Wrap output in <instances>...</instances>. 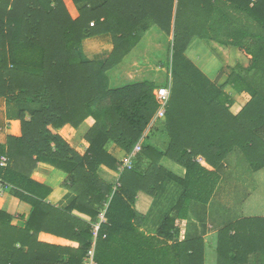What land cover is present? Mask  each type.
<instances>
[{
  "label": "trees",
  "instance_id": "1",
  "mask_svg": "<svg viewBox=\"0 0 264 264\" xmlns=\"http://www.w3.org/2000/svg\"><path fill=\"white\" fill-rule=\"evenodd\" d=\"M98 34L109 35L112 49L89 58L82 41ZM161 34L167 60L148 61L164 80L153 72L141 80L125 75L135 53L140 66L146 61L136 49L143 45L147 54V39ZM195 37L243 50L247 65L237 63L224 84H214L185 54ZM168 82L167 147L141 140L113 190L100 169L116 170L117 153L141 139L158 108L153 90ZM226 85L250 96L236 114ZM0 97L19 105L20 121V135L0 145L7 158L0 180L32 207L27 218L0 210V264H84L91 223L103 209L96 264H204V237L194 223L186 225L190 213L200 221L192 205L208 203L231 152L238 150L252 171L264 168V0H0ZM87 119L88 146L80 153L58 130L80 129ZM167 159L183 174L167 168ZM38 163L66 174L63 185L73 193L67 206L47 202L51 188L31 177ZM139 192L168 200L150 233L140 229ZM41 232L78 246L38 241ZM215 247L217 264H264V216L222 226Z\"/></svg>",
  "mask_w": 264,
  "mask_h": 264
},
{
  "label": "crops",
  "instance_id": "2",
  "mask_svg": "<svg viewBox=\"0 0 264 264\" xmlns=\"http://www.w3.org/2000/svg\"><path fill=\"white\" fill-rule=\"evenodd\" d=\"M154 29V28H152ZM156 29V28H155ZM154 29V30H155ZM156 31V30H155ZM153 33V32H151ZM151 36V35H150ZM165 36L164 35H159L157 37V40H160L164 43V49L161 48V50L159 49L158 52L152 53L155 54L158 58V54H160L161 52L165 53L166 49H165V44L167 45V41L165 39H163ZM202 39L199 38H193L190 42V44L188 45L186 51L185 52L186 56L201 70V72L207 76L209 78V80H211L214 84L216 85H222L227 81L229 72H230V68L235 66L237 63L242 64L245 66V64L247 65L248 60H249V55H247L245 52L243 51H239V49L232 47V46H224L221 45L215 41H209L212 45V50L210 51V53L207 52L208 54H212V58L210 61L207 60V58L204 56H202L199 53H195L196 51L194 49H192L193 44L198 42H201ZM200 44V43H199ZM163 46V44H162ZM151 49V47H149ZM82 49L83 52L85 53V55L89 58H95V57H101L104 58L105 56H107L109 54V52L112 49V42L111 39L109 37V35L107 34H98L95 36H91V37H87L82 41ZM145 51V48H143V45L139 46L136 49V52L139 54H143ZM220 53V54H224L226 61L229 62V64L231 65L230 68H228V72L225 71V69L223 68V55H221V60L220 61H216V57L213 55V53ZM233 57H230L231 54H233ZM199 56H198V55ZM196 55L198 56V59L196 57ZM135 56V55H134ZM213 59V60H212ZM128 65V68L126 69V66ZM135 66H140L139 63H137V61H132V58L130 60H128L126 62V65L123 66L124 68V74H129V77H132V75L130 74L129 68L135 67ZM147 66V67H146ZM142 67H146L148 68V70H153V66L152 64L149 62H146L142 65ZM155 69H157L155 67ZM160 71V70H157ZM155 72V71H152ZM135 76H133L134 78ZM137 79V78H134ZM155 79H157V76H155ZM164 79V78H163ZM158 81H162L157 79ZM156 89V88H155ZM154 89V90H155ZM153 90V93H154ZM233 99V104L230 107V111L233 114H236L240 111V109L243 107V105L249 100L250 96L248 95V93L246 92H241V93H237L234 92V90L231 88L230 85H226L225 89H224ZM19 109V105L15 104V103H7L6 100L3 97H0V145H4L6 142V136L8 135H12V136H19L20 135V121L18 120V116H17V112ZM162 121V122H160ZM90 122L91 124V120L87 119L84 123V125L86 123ZM163 119L158 118L156 120H152L151 123L149 124V126L147 127V130L144 132V134L142 135V141L144 140V138H147V146H151L152 148H155V150H164L165 147H167L168 145V137H167V133L165 131V126L163 123ZM157 130H153L154 128H158ZM84 126H81L80 129H83ZM79 129H75L73 127H71L70 125H65L63 126L61 129L58 130V132L60 133V135L62 137L65 138V140L74 148L76 149L78 152L82 153L85 151V149L87 148L88 144L87 142L82 138V135L80 134L79 136ZM83 134V132H82ZM149 134H151L150 136H148ZM148 136V137H147ZM81 137V138H80ZM141 141V144L143 143ZM81 144L82 150H79L77 147H75L74 145H78ZM109 148L111 152L117 153V148L114 146V144H109ZM234 152V151H233ZM231 152L228 157L224 160L223 165L219 171V181L211 195V198L209 199L208 203L204 204V207H201L202 210L208 211L209 208L211 207L212 203H213V199L215 197V195L217 194L220 185H221V181L223 180V173L226 172V170L229 168L231 162H230V157L231 155H233ZM120 154H122V151H120L119 153H117L118 156H120ZM143 165L146 164V159L143 158ZM166 164L165 166H167V168H169L172 172H174L175 174H179L182 175L184 170L177 165L176 163L172 162L171 160L167 159L166 160ZM175 170L177 172H175ZM100 174L107 180L111 181L114 183L117 175L115 174V170H109L108 168L102 167L100 169ZM255 177L258 175V177H262V180H258L260 185H256L258 187H260L259 191H263L264 190V168L255 171L254 172ZM31 177L40 183L46 184L47 186H49L51 188V193L47 198V202H49L50 204L54 205V206H62L65 207L67 206L73 198V193H71L66 187L65 185H63L66 179V174L63 173L60 170H57L55 168H53L52 166H50L47 163H38L37 167L34 169ZM256 197H259L258 192H255V188L253 189V191H251L250 193V197L248 200H246V198L243 201L242 204V209H241V216L233 219L232 221H227V223H225L224 225L233 222L239 218L242 217H256V216H264V213H253L254 209H258V210H264V196H263V200L260 203H256L255 199ZM157 199L155 200L152 196L145 194L143 192H139L136 195V199H135V209L136 211L141 214L143 217H147V215H150V212L154 206V204L156 203ZM193 209H198L199 210V204H194L192 205ZM31 205L25 201H21L19 199H17L16 197H14L13 195H11L10 192H5L1 197H0V210L4 211L8 214H15V215H23L26 218L29 216L30 212H31ZM166 212V208L164 209ZM162 211V209H161ZM200 211V210H199ZM163 212V213H164ZM192 215V213H190V216ZM188 221L186 222L187 227L189 226V222L193 221L194 217H190ZM160 218V216H159ZM160 220L158 219L156 222L152 220V216H150L148 218L147 221H142V224L140 226V229H143L144 231H147V233H150L152 230H155V228L159 225ZM194 226L198 228V231L200 232V234H202V236L204 237V240L206 241H210V251L209 253L211 254V263L213 264H217V257H216V250H215V244H216V234H217V230L219 228H221L222 226L216 225L214 227H211V229L203 227L200 221H194ZM191 224V223H190ZM212 236H214V238H212ZM38 241L41 242H45V243H50V244H57V245H65V246H71V247H77L78 243L74 242V241H69L63 238H59L56 237L54 235H51L49 233H44L41 232L38 235ZM206 247V243L204 245ZM204 247V264L206 262V256L205 253L206 252V248ZM215 253V254H214Z\"/></svg>",
  "mask_w": 264,
  "mask_h": 264
},
{
  "label": "rangeland",
  "instance_id": "3",
  "mask_svg": "<svg viewBox=\"0 0 264 264\" xmlns=\"http://www.w3.org/2000/svg\"><path fill=\"white\" fill-rule=\"evenodd\" d=\"M162 44H163V46H162ZM211 45L212 44L209 41L202 40L201 42H198V44L197 43L193 44L192 49H194L196 51L195 53H199V54L202 53L207 58V60L210 61L212 58V54L207 55V52L210 53V51L212 50ZM146 47L147 48L151 47V50L153 51V53H155V52H158L159 49L161 50V48L164 49V43L160 40L152 41V39L149 37L147 39V46ZM165 49H166V52L165 53L161 52L160 54H158V58H157V59L162 60L164 62L167 60V57H168L166 44H165ZM152 51H147V54L145 52L142 54V56H146V62H149L148 60L151 58L156 59L157 56L155 54H153ZM239 51H243V50L239 49ZM186 53H187V51H186ZM131 55L129 54L127 57H125L123 59V65L125 64L126 60H128L131 57ZM197 55H196V57L198 59L199 55L198 56ZM213 55L217 58L216 61H220L221 55H223V60H224L223 68L225 69L226 72H228V68H230L231 65L229 64L228 61H226L225 55L220 54L219 52L213 53ZM233 55H234V53L231 54L230 57H233ZM139 57L140 56H138L135 53V56H132V61H137ZM245 66H246V64H245ZM146 67L135 66V67H132L131 69H129L130 74L132 75L131 78H133V76H135L134 78L141 80L145 75L148 76L149 72L155 71V72H153L154 77L157 76V79L164 80L163 78L165 75L161 71H157V70H160L159 68L156 67L157 69H155V67L153 65V67H154L153 70L151 69L148 71V68H146ZM117 75L120 76L119 77V79H120L121 74L118 72ZM157 79H156V81H158ZM160 122H162V121H160ZM83 126L86 129L88 126H90V122L86 123ZM84 128H83V130H84ZM83 130L82 129L78 130L79 136H80V134L82 135ZM154 130H156V129H154ZM74 146L77 147L79 150H82L81 144L74 145ZM232 154L233 155H231V157H230L231 164H230L229 168L226 170V172L223 173V180L221 181L220 188H219L217 194L215 195V197L213 199V203H212L211 207L209 208L208 211L205 212V210L201 209V207L205 208L204 205L199 204V210H200L199 215H198L199 220L202 222L203 227H206L208 229L209 228L211 229V227H214L216 225L222 226L225 223H227V221H232L233 219L241 216V209H242L243 201L245 198H246V200L249 199L250 193H251V191H253L254 188H255V192H258V194H259V197H256V199H255L256 203L258 204L263 200L264 190L259 191L261 186L260 187L256 186V185H260L258 180H262V177L260 178V177H258V175L255 177V175H254L255 171H252L250 169V167L246 163L245 159L243 158V156L241 155V153L238 150L237 151L235 150ZM166 162L167 161H165V163ZM175 172H177V171L175 170ZM167 186H169V185H167ZM161 192H162V190L156 191V193H161ZM157 201H159V203L156 202L154 204V206L150 212V215H147V217L144 216L145 221H147L150 216H152V220L155 222L158 219L160 221L162 220L163 212L165 211L164 209H165L166 205H168V203L166 201H168V200L166 198L165 200L159 199ZM161 209H162V211H161ZM253 213H264V210L254 209ZM159 216H160V218H159ZM192 217H194V215ZM193 222L194 221H191V224ZM212 238H214V236H212ZM205 243H206L205 248H206V252H207V253H205V256H206L205 264H213V263H211V261H212L211 260V254L212 253H209L211 242L206 240ZM216 257H217V254H216Z\"/></svg>",
  "mask_w": 264,
  "mask_h": 264
},
{
  "label": "built area",
  "instance_id": "4",
  "mask_svg": "<svg viewBox=\"0 0 264 264\" xmlns=\"http://www.w3.org/2000/svg\"><path fill=\"white\" fill-rule=\"evenodd\" d=\"M90 25H93V22L90 23ZM170 82L166 86L158 87L154 90V96L158 103L157 111L154 115L153 120H156L158 118L163 119L166 113V108L170 96ZM142 138V137H141ZM141 140L139 139L136 144L132 147V149L129 152H123L118 157V167L115 171V174L117 175L116 184L113 187V190L119 186L118 180L120 174L123 172L125 167H131L133 165V159L134 157L142 150V144ZM7 163L6 156L2 155L0 156V166H5ZM4 183L0 180V197L7 192V189L4 187ZM105 209H103L97 216V220L93 223H91L92 228V244L89 250L87 251L86 255L84 256V264H96L95 261V242L96 238L100 229V224L106 222V218L104 215ZM105 236V235H104Z\"/></svg>",
  "mask_w": 264,
  "mask_h": 264
},
{
  "label": "bare ground",
  "instance_id": "5",
  "mask_svg": "<svg viewBox=\"0 0 264 264\" xmlns=\"http://www.w3.org/2000/svg\"><path fill=\"white\" fill-rule=\"evenodd\" d=\"M136 157H137V155H136L134 158H136ZM131 168H132V166H131V167H125L124 170H125V169H131ZM116 180H117V178L115 179V181H114V183H113L114 185L116 184ZM118 183H119V180H118ZM119 185H120V183H119ZM113 187H114V186H113Z\"/></svg>",
  "mask_w": 264,
  "mask_h": 264
},
{
  "label": "clouds",
  "instance_id": "6",
  "mask_svg": "<svg viewBox=\"0 0 264 264\" xmlns=\"http://www.w3.org/2000/svg\"><path fill=\"white\" fill-rule=\"evenodd\" d=\"M89 25H90V24H89ZM91 26H93V25H91ZM122 153H123V152H122ZM118 157H119V156H118ZM118 157H117V158H118ZM115 171H116V170H115Z\"/></svg>",
  "mask_w": 264,
  "mask_h": 264
}]
</instances>
